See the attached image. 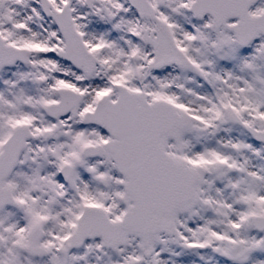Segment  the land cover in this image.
I'll return each instance as SVG.
<instances>
[{"label": "snow or ice", "instance_id": "obj_1", "mask_svg": "<svg viewBox=\"0 0 264 264\" xmlns=\"http://www.w3.org/2000/svg\"><path fill=\"white\" fill-rule=\"evenodd\" d=\"M0 264H264V0H0Z\"/></svg>", "mask_w": 264, "mask_h": 264}]
</instances>
